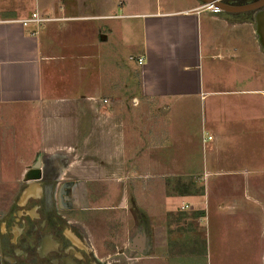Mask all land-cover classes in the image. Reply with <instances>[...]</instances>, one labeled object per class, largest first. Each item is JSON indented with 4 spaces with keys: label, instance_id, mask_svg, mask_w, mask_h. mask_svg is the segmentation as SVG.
I'll list each match as a JSON object with an SVG mask.
<instances>
[{
    "label": "crops",
    "instance_id": "obj_1",
    "mask_svg": "<svg viewBox=\"0 0 264 264\" xmlns=\"http://www.w3.org/2000/svg\"><path fill=\"white\" fill-rule=\"evenodd\" d=\"M116 1L125 12L120 18L127 20L121 24V46L139 49L136 107L124 115L102 109L117 106L132 92L110 91L100 98L102 84L96 82L93 90L80 91L86 65L100 72L104 43L114 31L103 30L98 21L117 15L99 12L114 0H0L1 128L10 114L33 119L39 138L28 150L36 151L34 157L39 150H75L93 134L99 160L94 178H111L117 173L113 168L129 165L124 177L140 178L147 195L175 196L179 210H188L177 222L191 232L173 235L174 248L186 234L193 244V231L205 227L209 246L214 240L230 249L227 262L245 258L243 244L260 248L264 232V50L254 22L231 21L199 0ZM34 12L51 20L27 27L17 22ZM60 63L79 73L77 81L64 85L71 89L65 96H56L44 81V68L49 73ZM26 128L19 125L25 134ZM55 141L63 148H54ZM72 163L69 159L67 170ZM27 168L10 181L19 183ZM17 191L10 187L0 193L13 199ZM164 205L157 215H172L176 206ZM161 223L157 248L166 264L170 236ZM154 231L152 226V243Z\"/></svg>",
    "mask_w": 264,
    "mask_h": 264
},
{
    "label": "rangeland",
    "instance_id": "obj_2",
    "mask_svg": "<svg viewBox=\"0 0 264 264\" xmlns=\"http://www.w3.org/2000/svg\"><path fill=\"white\" fill-rule=\"evenodd\" d=\"M105 0H101V2H104ZM113 1V0H112ZM143 2H150L155 0H142ZM164 1V0H159ZM166 1V0H165ZM176 1V0H171ZM178 1V0H177ZM181 1V0H180ZM115 4H112L110 8L105 6L103 7V10H101L99 13L103 15L108 16H115L117 15V18H101L98 21V24L102 26L103 30L112 29L114 31V34H112L107 42L104 43L103 49H102V56L100 61V72L97 71V69L88 68L86 65V70L83 71L80 74V79H82V87L80 88V91H83L84 93H87L91 90H93L94 83L96 84H102L101 90L99 92V97H107L110 93V91L113 92V94L120 95L121 92L131 93V95H127L126 99L123 101L121 100V103H118L117 106H107L102 109V112H121L123 115L130 111L131 108H135L134 106L135 102L132 101V95H137V88H138V70L139 65L137 64L136 57L139 54V49L136 48V44L134 47L130 48L127 47V49H124L121 46V42L123 43V39L125 37L124 34H121V24L124 21L120 18V15L124 14L119 5L117 6V1L114 0ZM105 3V2H104ZM255 12H252L250 15L253 17ZM135 38V34H134ZM93 63V62H92ZM130 68L134 69L133 71H128ZM48 71L44 68V81L47 83H51L52 86H54L53 91L56 96H65L71 91L70 87L66 88L64 86L68 80H72V78H75L76 81L79 79V73L77 71H73L64 66V64H55L52 67L51 72L47 73ZM74 79V80H75ZM131 79V81H130ZM110 83H112L110 85ZM118 84V88L113 84ZM77 91V90H76ZM92 106V103H91ZM126 111V112H125ZM86 112L91 116L90 113H92V107L90 108V104L87 103L86 105ZM11 115V114H10ZM8 115L6 117L7 123L6 128H1L0 125V191L3 189H10V187L13 190L18 189L19 183H12L10 180L11 178L15 179L17 177V174L24 169L27 168V165L31 164L34 155L36 151H29L28 148L33 146L35 141L38 140L39 136L36 133V129L34 126V120L33 119H25V118H18L15 117L13 119L12 116ZM12 119V120H11ZM13 121L14 123L10 122ZM27 121V123H26ZM23 123L28 129L27 133H23L19 129V125ZM10 129V130H8ZM81 141V140H80ZM60 141H55L54 148H63L62 145L57 144ZM94 136L93 134H89L86 144H78L76 145V149L72 151H62L61 149H54V150H39L37 153H41L42 156L48 155V153H51L49 155L54 156L57 155V157H67L70 160H73V163L70 167V171H68L67 175L72 177L73 180L78 181H88L90 186L89 192V202L85 198H81L78 201L83 202L84 205H90L92 207H99V206H110V205H117L119 203L120 196L125 195V186L124 183L127 182L129 185H131V188L128 187V190L131 191V195L133 197L132 201H134L135 206L145 212L147 214L148 212H151V215H148V229L149 233L152 234V226L155 228L156 233V239L155 242H148V248L143 253L140 254L136 252V250H129L127 253L129 255L134 256V258L128 260L127 262H121V264H161V257H162V250L158 249L157 244L159 242V238L162 241L161 238V231L160 228H163V225H159L162 221L166 226V231L168 233L169 240H167V245L165 252L168 255V258L165 260L166 264H189V257L190 253L193 252V264H264V232H263V238L261 240L262 244L260 248L258 247V244L255 243V247L253 244L245 243L243 244L245 249L247 250V253L245 254V258H237L234 261L227 262L228 260V250L229 248H226L225 243H217L214 240L211 241L210 246L207 244L206 239V228L204 227V230L202 232L198 230L193 231V244L186 240L188 238V235L186 234L185 241L179 242L178 249H176V246L174 248V236L180 237V231L182 229L183 232H191L190 229L182 227L177 221L180 219L181 215L188 210H179V201L180 199H177L175 196H169L167 195L165 199H160L154 196L147 195L146 192L142 191L143 182L141 179H131L124 177L126 171L130 169V166H116V168H113V171H116V176H113L111 178L107 179H96L93 177V171L95 167L97 168V164L99 161L97 158H95L94 150ZM40 146V144H39ZM173 152H167V154H171ZM192 154V152H191ZM22 159H20V157ZM30 156V161L25 158V156ZM67 155V156H66ZM188 157V156H187ZM191 158V157H188ZM5 164V165H4ZM3 167L5 168L3 170ZM9 167L12 168L14 172H9ZM5 171V172H4ZM136 174H140V169L137 168ZM13 174L14 176H11ZM4 175V176H3ZM123 175V176H122ZM3 178L6 179V181L2 180ZM12 179V180H13ZM95 180V181H94ZM91 181V183H90ZM120 181V182H119ZM98 182V183H95ZM107 182V184H105ZM133 185V188H132ZM134 191V193L132 192ZM26 192V191H25ZM24 192V193H25ZM129 195V196H131ZM2 196V197H1ZM4 194L2 195L0 193V207L8 206L11 203V199L3 198ZM162 197V196H161ZM169 197V198H168ZM171 197V198H170ZM175 199L177 200H174ZM184 201V200H183ZM89 203V204H88ZM132 203V202H131ZM154 204L153 207L149 208L146 207L149 204ZM171 203L172 205H175L176 207H172L173 212L171 214L167 215H161L159 213L157 215V212L164 211L166 206L164 205ZM4 205V206H3ZM145 205V207H143ZM164 205V206H163ZM187 208V207H186ZM122 210V209H121ZM90 213H87L85 216V219L92 223L93 226L97 229V234L100 235V238H107L108 234L110 233V227L109 224H113L115 222V214L116 210H104V209H97V210H89ZM122 213V212H121ZM152 213H155L152 215ZM120 217L123 219L130 217V211L128 209H124L123 214H120ZM128 222V224H125V229L129 227L130 219L124 220ZM202 221V220H201ZM208 222L206 220H203L201 225L207 226ZM151 226V227H149ZM159 226V227H158ZM100 228V229H99ZM100 230V231H99ZM99 231V233H98ZM126 231L123 230L120 233H118L117 237V248L119 249L121 246V243L125 245L127 243L126 241ZM162 232L165 234V231L162 230ZM205 233V236H204ZM159 235V238H158ZM174 235V236H173ZM208 237V236H207ZM116 238V236H114ZM160 241V242H161ZM159 242V243H160ZM155 245V246H154ZM180 248H182L180 250ZM112 249V247L110 248ZM114 249V248H113ZM259 252L261 255V258L259 257ZM184 255L182 257L179 256V254ZM142 256H147L146 258H141ZM151 256H155L151 258ZM157 256V257H156ZM242 256V255H241ZM249 256V257H247ZM211 258V260H210ZM136 259H139L136 261ZM224 259L223 263H219ZM163 264V263H162Z\"/></svg>",
    "mask_w": 264,
    "mask_h": 264
},
{
    "label": "flooded vegetation",
    "instance_id": "obj_3",
    "mask_svg": "<svg viewBox=\"0 0 264 264\" xmlns=\"http://www.w3.org/2000/svg\"><path fill=\"white\" fill-rule=\"evenodd\" d=\"M231 1L243 5L256 0ZM252 12L255 11L244 13ZM37 156L39 165L27 177ZM68 167L69 159L65 156L36 154L18 184L15 198L8 206L0 207V264H121L134 258L127 253L128 249L140 254L147 250L152 235L148 216L132 201L128 190L131 185L124 183L125 195L120 196L117 205H84L78 200L84 197L89 202L91 184L73 180L67 175ZM93 209L116 210V220L109 224L107 238H100V230L97 234L98 228L85 219ZM124 209L130 211L126 219L131 224L126 229L128 222L120 217ZM123 230L127 243L116 249L118 233Z\"/></svg>",
    "mask_w": 264,
    "mask_h": 264
},
{
    "label": "water",
    "instance_id": "obj_4",
    "mask_svg": "<svg viewBox=\"0 0 264 264\" xmlns=\"http://www.w3.org/2000/svg\"><path fill=\"white\" fill-rule=\"evenodd\" d=\"M204 5L212 4L213 6H217L221 9L222 12L228 14H238L244 12L255 11L253 16L254 24H255V34L257 36V40L264 50V0H256L252 3H247L243 5L233 4L231 0H199ZM40 157L37 156L36 162L33 164L29 172L27 173V177H30V173L32 169H36L39 165ZM34 171V170H33ZM25 196V194H23Z\"/></svg>",
    "mask_w": 264,
    "mask_h": 264
},
{
    "label": "built area",
    "instance_id": "obj_5",
    "mask_svg": "<svg viewBox=\"0 0 264 264\" xmlns=\"http://www.w3.org/2000/svg\"><path fill=\"white\" fill-rule=\"evenodd\" d=\"M204 7L213 13L219 14L222 13L221 9L217 6H213L212 4H206ZM51 20V18L43 17L38 15L36 12L30 14L28 17L18 20L17 22L20 23L23 27H27L29 25H40L41 23L47 22ZM139 63L141 59H138Z\"/></svg>",
    "mask_w": 264,
    "mask_h": 264
},
{
    "label": "trees",
    "instance_id": "obj_6",
    "mask_svg": "<svg viewBox=\"0 0 264 264\" xmlns=\"http://www.w3.org/2000/svg\"><path fill=\"white\" fill-rule=\"evenodd\" d=\"M251 13H244V14H228L223 13L225 17H227L231 21H247V22H254L253 17L250 15Z\"/></svg>",
    "mask_w": 264,
    "mask_h": 264
}]
</instances>
